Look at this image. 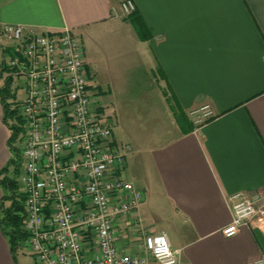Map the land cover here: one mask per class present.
I'll list each match as a JSON object with an SVG mask.
<instances>
[{
  "label": "crops",
  "instance_id": "crops-1",
  "mask_svg": "<svg viewBox=\"0 0 264 264\" xmlns=\"http://www.w3.org/2000/svg\"><path fill=\"white\" fill-rule=\"evenodd\" d=\"M122 1L0 0V27L79 37L113 140L131 146L123 176L144 194L119 224L121 244L165 231L186 264H256L264 219L229 238L222 229L232 195L264 188V0H132L148 40L122 16ZM7 59L3 51L0 67ZM206 105L215 117L183 133L175 110L193 121ZM9 135L0 97V171ZM4 194L0 185V219ZM0 264H24L1 228Z\"/></svg>",
  "mask_w": 264,
  "mask_h": 264
},
{
  "label": "built area",
  "instance_id": "built-area-1",
  "mask_svg": "<svg viewBox=\"0 0 264 264\" xmlns=\"http://www.w3.org/2000/svg\"><path fill=\"white\" fill-rule=\"evenodd\" d=\"M135 10L132 0L122 1V16ZM0 41L10 48L2 79H12L23 121L18 182L24 247L35 263L186 264L165 231L142 233L134 247L121 244L119 224L136 213L144 194L123 176L131 146L113 140L75 32L38 34L8 24L0 27ZM191 116L200 128L215 114L206 105ZM229 205L232 221L222 229L228 238L264 219V188L237 192ZM129 225L138 229L137 222Z\"/></svg>",
  "mask_w": 264,
  "mask_h": 264
},
{
  "label": "trees",
  "instance_id": "trees-1",
  "mask_svg": "<svg viewBox=\"0 0 264 264\" xmlns=\"http://www.w3.org/2000/svg\"><path fill=\"white\" fill-rule=\"evenodd\" d=\"M127 19L133 25L141 40H148L150 38L149 30L137 9ZM4 52H10V48H5ZM6 71L8 69L3 63L0 79H2ZM0 97L4 108V120L10 130L8 145L12 152L11 159L0 171V185L5 191L1 199L0 228L8 237L13 253H16L24 245L28 234L23 229L24 215L21 204L23 198L19 191L20 185L18 182L22 159L20 150L16 145L19 136L23 132V121L15 105L16 93L12 89L11 78L8 77L3 86L0 87ZM175 118L183 133H189L198 128L180 108L175 110Z\"/></svg>",
  "mask_w": 264,
  "mask_h": 264
},
{
  "label": "rangeland",
  "instance_id": "rangeland-1",
  "mask_svg": "<svg viewBox=\"0 0 264 264\" xmlns=\"http://www.w3.org/2000/svg\"><path fill=\"white\" fill-rule=\"evenodd\" d=\"M6 45H7V43L0 41V56L2 55L3 49L6 47ZM1 67H0V71L2 69ZM2 85H3V81H2ZM99 103H101L100 99H99ZM191 117L193 118V116H191ZM168 236L170 238V234L169 233H168ZM22 248H26V247H24V245H23ZM22 248H20L18 250L19 257H20L21 261L24 264H36L35 261L30 256H27L26 259L24 258ZM26 251H27V249H26Z\"/></svg>",
  "mask_w": 264,
  "mask_h": 264
},
{
  "label": "clouds",
  "instance_id": "clouds-1",
  "mask_svg": "<svg viewBox=\"0 0 264 264\" xmlns=\"http://www.w3.org/2000/svg\"><path fill=\"white\" fill-rule=\"evenodd\" d=\"M160 242H164V237H160Z\"/></svg>",
  "mask_w": 264,
  "mask_h": 264
}]
</instances>
